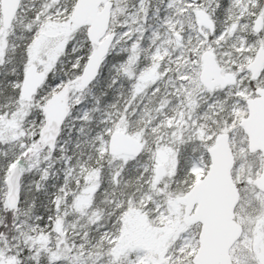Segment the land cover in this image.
<instances>
[{
	"label": "snow or ice",
	"instance_id": "1",
	"mask_svg": "<svg viewBox=\"0 0 264 264\" xmlns=\"http://www.w3.org/2000/svg\"><path fill=\"white\" fill-rule=\"evenodd\" d=\"M0 264H264V0H0Z\"/></svg>",
	"mask_w": 264,
	"mask_h": 264
}]
</instances>
